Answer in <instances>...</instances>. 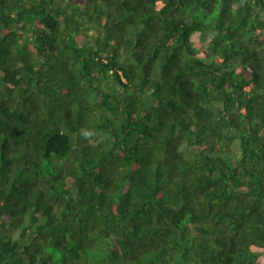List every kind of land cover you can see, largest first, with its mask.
<instances>
[{
  "label": "trees",
  "instance_id": "obj_1",
  "mask_svg": "<svg viewBox=\"0 0 264 264\" xmlns=\"http://www.w3.org/2000/svg\"><path fill=\"white\" fill-rule=\"evenodd\" d=\"M0 264H264V0H0Z\"/></svg>",
  "mask_w": 264,
  "mask_h": 264
},
{
  "label": "rangeland",
  "instance_id": "obj_2",
  "mask_svg": "<svg viewBox=\"0 0 264 264\" xmlns=\"http://www.w3.org/2000/svg\"><path fill=\"white\" fill-rule=\"evenodd\" d=\"M224 146H227V150L232 152V153H238V151H239V144L237 141H228L226 143V145L224 144ZM10 232H12L16 236V238L19 237L18 230L14 229V228H10Z\"/></svg>",
  "mask_w": 264,
  "mask_h": 264
}]
</instances>
